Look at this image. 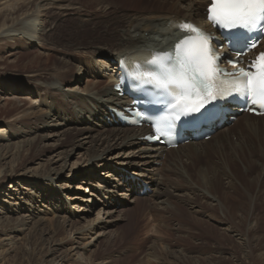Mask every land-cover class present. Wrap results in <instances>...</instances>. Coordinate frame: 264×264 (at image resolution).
Masks as SVG:
<instances>
[{"label": "rangeland", "instance_id": "rangeland-1", "mask_svg": "<svg viewBox=\"0 0 264 264\" xmlns=\"http://www.w3.org/2000/svg\"><path fill=\"white\" fill-rule=\"evenodd\" d=\"M47 1L51 4H61L63 7L75 8L72 6H76L75 9L63 11V13H77V15L73 14L69 17L54 16L56 24H53L51 28L52 31L48 32L46 37V42L48 41L47 43L52 44L49 45L52 46L50 49L47 48V45L40 48V44L38 42H35L34 44H27L26 41L21 38H15L12 41H0V127H3V123L11 125L15 123V120L20 119V115H17L16 113L26 109L24 108L25 106L21 107L19 105L6 102L5 99L13 94L16 95L15 97H17V95L28 96L30 94L37 97V95L40 94L44 98L46 105L54 108L55 114L61 113L62 116L70 117L72 121L67 122V125L65 124L64 126L55 125L54 123H56L57 119L54 118L55 121H51L53 118L51 113L49 117L43 121H38L33 125L18 124V128L14 129H18V131L21 130V128V131H23V128L37 129L36 134H45L47 137L50 135L45 145L51 146L52 144L56 145L57 143H62L60 148L61 150L66 151L69 150V147L71 146L74 134L79 132H76L77 130L74 131L75 129H79L83 126L101 130V124H103V128L105 129H112L118 123L109 122L104 119V117H101L102 119H98V116L91 119L88 118L85 121L79 120L77 112L75 113V111H73L76 106L72 105L71 107V104L69 103L70 99L67 97L65 98L67 93L64 91L69 90L70 87L74 86L83 87L81 86L82 82L84 85L86 79L94 78L100 82L97 85L98 87H111L114 82L110 77V67L114 66L115 59H110L105 55L93 58L89 53L95 47L97 48L103 45L109 47L110 44L113 45L116 43V40H118V31L124 27L126 19H139V17L141 18L144 15H153L155 18L156 14L154 12L149 11L153 14H147L146 11L159 10L156 9L155 5H157L161 0H139L136 2H126V0ZM167 7L163 10L171 13L172 11L166 9ZM205 7V5H202L203 9H205ZM125 16H127V18ZM94 32L97 36H95ZM64 47L68 49L66 54L61 52ZM13 53L14 56L9 57V55ZM70 56L75 57L76 60L79 58L81 62H95V60L100 57V59L104 58L105 63H108L104 66L96 65L99 73H97V69H95V76H91L87 69H83L80 72L77 70L78 74L75 73L73 75V73L68 74L66 72L67 67L80 65L76 62V60L70 59ZM62 58H64L66 64L69 63L70 65L65 66L64 64H60V59ZM82 58L84 60H82ZM58 68L60 72L58 71ZM33 74L37 75V77L33 78ZM40 81L47 85L55 83L56 87L59 89H55L54 91L52 88L49 89L47 93H42L43 89L42 91H37L40 89V86H37ZM22 83H25L26 85L23 86L22 89L14 91L15 88L13 85L15 84L14 86H16V84ZM113 92L115 93L114 90ZM117 98L121 97L117 96ZM38 104L39 101H37L35 105L37 106ZM41 109L42 111H45L44 106H42ZM234 119L235 118H232L231 122L234 123ZM78 120L81 122L80 124L78 123ZM42 124H45V126L47 125L48 127L44 128L42 127ZM132 127L138 128V126L134 125ZM66 130H69L68 134ZM239 130L240 127L239 129H235L233 134L237 136ZM61 132H65L64 135H62L63 138L58 136ZM54 133L57 136H51ZM90 135L93 136L92 133ZM36 141H39V139H36ZM83 141L87 142V139ZM233 141H236V138H234ZM259 146L256 147L255 151V157L258 159L260 158L258 155L260 152L258 151L260 150ZM43 149H40L41 151L38 153L34 151L24 152V156H22V158H24L22 159L24 161H22V166L26 168H33L36 166V163L46 161L53 150L50 148ZM187 151V154H185L187 156H181L178 159H173L174 156H172L169 161H173V163H166L164 165L158 164V166L154 167L157 171H154L155 173L152 174L155 181L162 182L161 180H163L164 187L167 188V201L169 202L171 209H168L167 212L165 210L156 211L158 209L156 206V209L154 208L155 202L153 201V203L151 201L152 199L146 195V193L150 194L151 192L150 189L154 185L151 184L144 190L141 196L136 194L134 191L131 192L129 200H133L136 196H140V198H142V200L138 203H130L127 198L124 202V200L118 197L111 200H105L100 197L104 201L106 208L112 209V207H114L115 209H118L111 215L113 218H107L105 223L101 222V219L105 218L102 217V213L98 216L99 218L96 216L98 213V207L96 209V206H98V201L96 200L98 198L97 195L93 196L92 201L88 203L79 202L77 200L66 202L61 199V197L64 198V196H72L73 198L83 195L88 196V194L84 192V187L88 186V184L86 182L77 184L76 179L79 173L82 172L81 169L84 170L82 167L87 161L84 160L83 162L80 154L77 155V152H80V150L76 151V155L69 158L70 164L76 161V164L72 166V169H70L71 165H69V177L60 178L57 182L53 181L52 185L45 181V186L40 185L38 187V185L34 183L29 187L33 189V195L30 194L25 198L21 197L23 198L22 200L15 197H3L6 202L0 204L1 211H5L4 214H0L2 217L1 221L7 223L10 218V220L17 218L18 213H14L10 210L15 208V204L21 203L22 211L29 212V210H32L34 214L33 216L35 217L34 221H36L38 217H41L43 220V228H45L44 230H41L42 232L31 234L30 237H25L27 231L18 235V239H22V241H19V244L17 243L15 245V250L13 252H7L5 256L0 254V258H3L1 260L2 263L32 264L33 261L38 262L44 260L46 258V250L38 243L41 244V241L46 243L48 240L45 239H50L51 237L54 241L51 245L55 244V242L59 245L55 247L56 250L53 254L56 255L55 257L62 258L65 256L64 260L68 261L67 264L71 263V259H77V262H72L73 264H264V203L260 202L262 196L261 193L264 194V190L261 191L260 187L252 188L251 198L254 202L253 207L252 204L250 207L247 203H236L235 206L238 210L236 212L234 211L233 217H230V220H228L229 222L227 225L233 227L237 231L235 233H238L239 235L241 234L242 239H244L246 244H248L247 247H244L245 245L243 241L238 240V237L235 236V234L223 236L214 229H225L226 223L219 221L218 217H220L221 212L217 210L216 206H213L215 204L210 202V199L201 195V193L197 192L195 189L192 191V189L188 187H183L185 186V181L182 174L186 173L188 178L190 177L189 179L191 182L197 185V183L200 184L201 180V178L198 177V174L202 173L204 169H208L205 182L212 183L215 180L213 179V176H209L215 171V175L219 180H221L219 183L223 184L222 188L224 189L225 185L223 175L221 170L218 169V167H220L219 162L214 159L213 156L205 159L204 155H198L197 157L195 156L194 159L190 155L191 149H187ZM9 160L10 159L8 158L6 162ZM85 165H87V168L92 167L91 172L94 176L98 177L99 173L106 172L105 169L96 167L95 162L92 160L91 164L87 162ZM113 169L114 171L120 172L118 175L119 178H132V176H136L137 172L140 171L141 168H128L113 164ZM38 173L43 174V172L40 171H38ZM95 180L96 179L92 178L90 180L91 184L94 183ZM142 180L148 182V179L145 177H142ZM65 182L67 186L61 185ZM172 182L174 185H171ZM262 182L264 183V180ZM25 183L26 182H22L20 185ZM9 184L10 182L6 181L5 187L9 186ZM53 185L55 187L57 186L56 188L54 187V189L61 194H55V196L49 199L47 203L46 199L43 200V198H45V195L47 197L46 191H49L51 187L53 188ZM78 185L81 187V190L76 188ZM206 185L207 188L208 184ZM87 189H90V187L88 186ZM119 190L125 192L127 189L120 187ZM207 191L210 196H215L221 199V202H223L226 206H230L234 203L232 202L233 199L230 197H227L224 202L223 190L218 191V193H215V191L211 189ZM224 192L231 193L232 190L230 191L229 189L228 191V189L225 188ZM177 194H180L183 198L181 196H174ZM36 196H38V198ZM151 204L153 205L151 206ZM75 205L81 206L83 209L82 212L77 214L83 219L79 220L80 224L76 227H83L85 222H91V220H94L93 225L96 226V229L84 236H79L76 235L74 230H71L70 226L65 224L64 227L57 233L50 234L53 230L51 223L56 219V216L58 217L57 220L62 223L63 217H67L66 219L68 220L74 214L76 215V209L72 211V209L75 208ZM22 211L19 215L24 213ZM197 211H201L202 213H197ZM207 214H209L212 219L205 216ZM114 219L119 220L115 221ZM70 220L71 222H75L73 219ZM196 220L202 221V223L193 225V221ZM97 226L100 227L97 228ZM29 227H31V225ZM207 227L215 230L216 233H210V230V232H208ZM50 241L52 240L50 239L49 242ZM39 246L41 250H39Z\"/></svg>", "mask_w": 264, "mask_h": 264}, {"label": "bare ground", "instance_id": "bare-ground-1", "mask_svg": "<svg viewBox=\"0 0 264 264\" xmlns=\"http://www.w3.org/2000/svg\"><path fill=\"white\" fill-rule=\"evenodd\" d=\"M130 1L136 2L139 0H126V2ZM208 4L209 0H161L157 5H155L156 9L159 10L146 11L147 14L154 12L156 14L155 18L153 15H144L141 18L139 17V19H126L124 27L120 31H118V40H116V43H114L113 45L110 44L109 47L106 45L97 48L95 47L91 50L89 54L93 58H95L96 56L105 55L110 59H115L114 66L110 67V77L115 82L121 76V72L129 73L133 70L134 65L138 64L140 61L146 62L150 58V53L169 51L172 48L173 42L177 39L179 35H181V30L179 28L180 25L185 23L195 24L199 27H204L207 32L213 31L204 22L206 13L202 8V5L207 6ZM72 7L76 8V6ZM165 7H167L166 9L172 12H165L163 10ZM75 8L63 7V5L61 4H51L47 0H0V41H12L15 38H21L24 39L27 44H34L35 42H38L40 44V48H42L43 46L45 47L47 45V48L50 49L52 48V46L49 45L52 44L47 43L48 41L46 42V37L48 35L47 33L52 31L51 28L53 24H56L54 18L57 16L69 17L73 14L77 15V13H63V11L73 10ZM125 17L127 18V16ZM95 36H97L96 33ZM219 45L225 44L220 40L219 43L216 44V47ZM262 49H264V46L261 47L259 45L258 50L262 51ZM67 51L68 49L66 47L62 48L61 50L63 54H66ZM12 56H14V53L9 55V57ZM70 59L76 60L73 56H70ZM60 60V64H64L65 66L70 65L69 63L66 64L64 58ZM78 60L79 58L76 60V62H78L80 66L76 65L75 67H67L66 72L68 74H78L77 70H79L80 72L83 69H87L88 73L91 76H95V69H97V73H99V70L96 65L104 66L108 63H105L104 58L100 59V57H98L95 62H81V60ZM82 60L84 59L82 58ZM140 67L147 71V68L144 65L141 64ZM58 71L60 72L59 68ZM34 77L36 78L37 75L33 74V78ZM84 83L85 84L83 85L82 82L81 85L83 87L74 86L70 87L69 90L64 91L65 93H67V96H65V98L67 97L68 99H70L69 103L71 104V107L72 105L76 106L73 111H75V113L77 112L78 119L85 121L88 118L91 119L95 116H98V119H102L104 117V119L108 120L109 122H116V124L118 123L119 125L117 124L112 129H105L103 128V124H101V130L81 126L79 129L74 130H77L76 132H79L74 134L73 141L71 140V146L69 147V150L66 151L61 150L60 148V146H62V143H57L56 145L52 144L51 146L45 145L50 135L47 137L45 134H36L37 129L23 128V131H21V128V130L18 131V129L15 130L14 128H18V124H36L38 121L40 122L45 120L47 117H49L51 113L53 117L51 121H55V119H57L56 123L54 124L64 126L67 122L72 121L70 117L62 116L61 113L55 114L54 108L47 106L44 102V98L40 94L37 95V97H34L31 94L28 96L17 95V97H15L16 95L13 94L10 95V97H8L7 99H5L6 102L19 105L21 107L25 106L24 108L26 109L23 108L24 110H21L20 112L16 113L17 115H20V119L15 120V123H13L12 125L3 123V127H0V204L6 202L3 197H15L17 199L22 200L30 194L33 195V189L29 187L34 183H36L38 187L40 185H44L45 181L52 185L53 181L57 182L60 178L69 177V165H71L70 169H72V166L76 164V161L70 164L69 158H72L74 155H76L75 152L80 150V152H77V155L80 154L81 158L83 159V162L84 160H86L91 164L92 160L93 162H95L96 167L105 169L106 172L99 173L98 177L94 176L91 172L92 167L87 168V165H85L87 164V162H85L82 167L84 168V170L81 169L82 172L79 173L76 179L77 184L81 182H86L88 184L90 189H87L88 186L84 187V192H86L88 196L83 195L77 198H73L72 196L63 195L64 198L61 197L62 201L71 202L72 200H77L79 202L88 203L92 201L93 196L97 195L98 198L96 200L98 201V206H96V209L98 207V213L96 212V216L98 217L102 213V217L105 218H102L101 222L105 223L107 218H113V216L111 215L114 214V212L118 209H115L114 207H112V209L106 208V206L104 205V201L101 198H104L105 200H111L118 197L124 200L125 202L126 198L128 200L130 199L129 196L131 192L134 191L136 194H139L141 196L146 187H149L151 184H154L150 189V194L146 193V195L152 199V202H155H153L154 208L156 209L157 207L158 209L156 211L165 210L167 212L168 209H171V206L167 201V188L164 187L163 180H161L162 182H158L155 181V179L153 178L152 174L155 173L154 171H157L156 169H154V167L158 166V164L164 165L166 163H173V161H169L172 156H174L173 159H178L181 156H187L185 155L187 154V149H191L190 155L194 159L195 156L197 157L198 155H204L205 159L213 156L214 159L219 162L220 167H218V169L222 172L225 188H227L228 191L229 189L230 191L232 190V192H224L225 188L223 189V184L219 183L221 182V180L217 178V176L215 175V171L211 173V175H209L213 176V179L215 180L212 183H206L205 179L206 174L208 173V169H204L202 173L198 174V177L201 178V180L200 184L197 183V185L191 182V180L189 179L190 177L188 178L186 173L182 174V177L185 181V186L183 187H188L192 189V191L193 189H195L197 192H200L201 195L206 196L208 199H210V202L215 204L213 206H216L217 210L221 212L220 217H218L219 221L226 223L225 229L218 230L214 227L213 228L223 236H228V234H235V236L238 237V240L243 241L245 245L244 247H247L248 244H246L245 240L242 239V235L235 233L237 231L233 227L228 226L227 224L229 222L228 220H230V217H233L234 211L236 212L238 210V208L235 206L236 203H247L248 205H250V207L252 204L253 207L254 202L251 198L252 188L260 187L261 191L264 190V183L262 182L264 180V117H253L248 114H241L240 116H236L234 123L232 122L229 125L225 124L218 130H216V132L211 136L208 141L202 139L199 141L181 143L175 149H168L165 145H162L160 143H157L155 146H151L144 140V137L150 134V130L146 125H143L141 128L130 127L129 125L121 124L118 118L116 117L117 114L120 113L123 114L125 117H129L126 111L132 110L133 101L131 98H129L125 94H123L121 98H117V96L120 95V92H113L112 88L114 87V84H112L109 88L107 86L98 87L97 85L100 82L95 78L86 79ZM14 85V91H18L22 89V87L26 84L22 83L16 84V86ZM37 86H40V89H38L37 91H42L43 89L42 93H47L49 89L52 88L54 89V91L55 89H59L58 87H56L55 83L47 85L41 81L37 84ZM37 101H39V104L36 106L35 104L37 103ZM42 106L45 107V111H42ZM235 110L237 113H239L240 111V109ZM226 119L228 120L229 116H226ZM79 120L78 123L80 124L81 122ZM217 123L218 122L214 124L215 127H217ZM42 127L46 128L48 126L42 124ZM239 127L240 130L238 135L236 136L233 134V131L235 129H239ZM64 133L65 132H61L58 136L62 137ZM91 133L93 134V136L90 135ZM51 136L57 135H55L54 133ZM234 138H236V141H233ZM36 139H39V141H36ZM86 139L87 142H84L83 140ZM257 146H259L260 148V150H258L260 151L258 154L260 156V160L255 157V151ZM43 148H50L51 150H53L50 156L46 159V161L42 163H36V166H34L33 168H26L22 166V159H24L22 158V156H24V152L34 151L38 153ZM8 158L10 160L6 162ZM113 164L117 166H125L128 168L140 167L141 169L137 172L136 176L134 175V177L132 176V178H119L118 175L120 174V172L114 171ZM38 171L43 172V174H39ZM142 177L147 178L148 182L142 180ZM92 178L96 180L94 181V183L91 184L90 180ZM6 181H9L10 184L9 186L5 187ZM22 182H26L27 184H23L24 186L20 185V183ZM172 184L173 182L171 183V185ZM206 184H208L207 188ZM61 185L67 186L66 182L62 183ZM54 187L55 186L53 185V188L51 187L49 191H46L47 197L45 195V198H43V200L46 199L47 203L49 199L55 196V194H61L58 193L54 189ZM120 187H124L127 190H125V192L121 191L119 190ZM76 188L78 190H81V187H79V185ZM209 189L214 190L215 193H218V191L223 190L222 192L224 202L227 197H230L233 199L232 202L234 203L230 206L224 205L223 202H221L222 200L218 197L210 196L207 191ZM261 194L262 196L260 202L264 203V194ZM140 196H136L133 200H129L130 203L134 204L136 202H140L142 200ZM174 196L180 197L181 195L177 194ZM36 197L38 198V196ZM152 205L153 204H151V206ZM14 207L15 208L10 211L18 213V217L13 220H10V218L9 220L11 222L8 220L7 223H4V221H1L2 217L0 216V254L3 256H5L7 252H13L15 250V245L17 243L19 244V241H22V239H18V235L27 231V234L24 235L25 237H30L31 234H37L38 232H42L41 230H44L45 228H43V220L41 219V217H38L37 220L34 221L35 217L33 216L34 214L32 210H29V212L22 211L21 203L15 204ZM75 209L76 215L74 214L70 218L75 220V222H71L70 219H66L67 217H63V221L62 223H60L59 220H57L58 217L56 216V219L51 223L53 230L52 232H50V234L57 233L60 229L64 227L65 224L70 226L71 230H74L76 235L79 236H84L90 232H93L96 229V226L93 225L94 220H91V222L87 221L85 222L83 227L81 226L80 228H77L76 226L80 224L79 220L83 219L80 215L77 214L82 212L83 209L81 206L78 205H75V208L72 209V211ZM21 211L24 213L19 215ZM4 212L1 211L0 207V214H4ZM197 213L202 212L197 211ZM205 216H207L209 219H212L209 214ZM197 223L201 224L202 221H193V225H196ZM30 225L31 227H29ZM99 227L100 226H97V228ZM215 230L211 229L210 227L208 228V232L210 233H216ZM50 239L52 241L49 242ZM50 239H45L48 240L46 243H44V241H41V244L38 243L41 247H44L43 249L46 250V258L38 262L33 261L34 263L32 262V264H67L68 261L64 260L65 256L62 258L55 257L56 255H54L53 253L56 250L55 247L59 245H57L56 242L55 244L51 245V243H53L54 241L51 237ZM40 246L39 250H41ZM2 259L3 258H0V264H3L1 261ZM76 260L77 259H71L70 264H73L72 262Z\"/></svg>", "mask_w": 264, "mask_h": 264}, {"label": "snow or ice", "instance_id": "snow-or-ice-1", "mask_svg": "<svg viewBox=\"0 0 264 264\" xmlns=\"http://www.w3.org/2000/svg\"><path fill=\"white\" fill-rule=\"evenodd\" d=\"M208 18L233 47L243 40L245 48H254L256 41L249 43L247 34L264 29V0H211ZM179 28L188 34L171 51L149 54L146 63L153 70L135 73L156 92L154 105H162L176 120L184 117L187 122L210 119L217 108L223 107L219 102L233 95L264 107V52L247 66L239 67L243 50H238L236 59H228L234 69L229 72L220 66L226 54L213 47L215 37L187 23ZM147 119L156 133L151 138L169 136L176 127L167 111Z\"/></svg>", "mask_w": 264, "mask_h": 264}]
</instances>
